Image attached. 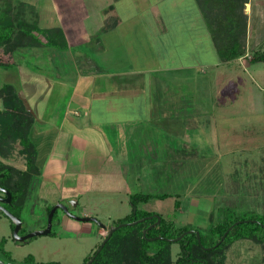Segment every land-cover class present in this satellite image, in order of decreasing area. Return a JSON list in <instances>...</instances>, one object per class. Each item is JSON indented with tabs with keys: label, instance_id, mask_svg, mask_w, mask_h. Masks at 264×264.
<instances>
[{
	"label": "rangeland",
	"instance_id": "374dc122",
	"mask_svg": "<svg viewBox=\"0 0 264 264\" xmlns=\"http://www.w3.org/2000/svg\"><path fill=\"white\" fill-rule=\"evenodd\" d=\"M8 1L20 5L22 18L39 27L61 25L70 46L68 52L46 46L14 52L0 48V87L11 84L18 89L20 85L28 95L31 91L25 89V81H38L40 74L75 85L78 74L90 71L146 81L132 80L140 86L134 100L133 95L127 99L123 94L101 100L105 83L99 79L80 85L71 107L81 111L72 114L88 115L83 118L89 125L70 138L55 137L56 117L69 91L64 89L57 97L54 89L50 94L48 109H52L46 113L51 118L35 120L29 133L40 174L35 175L30 191L27 187L22 194L17 213L26 232L41 229L47 207L55 202L66 204L73 215L96 222L71 219L58 211L51 233L18 242L10 235L8 217L0 213V237L6 238L9 251L1 255L4 261L79 264L100 245L108 227L135 209L157 214L176 229L201 233L224 216L264 213V62L244 65L241 61L264 48V0L245 3L247 54L222 68L212 65L218 57L194 0ZM108 14L118 16L119 23L115 30L102 33L98 29ZM29 70L34 74H28ZM231 74L233 82H229ZM218 80L234 86L230 96L226 87L217 86ZM162 92L167 97L161 114L167 118L153 108ZM53 101L59 102L58 107H51ZM84 105L90 107L88 114L79 108ZM147 112L149 120L144 117ZM120 115L138 120L143 130L125 122L126 137L119 143L114 128L103 129L113 151L101 136L96 151H88L87 137L97 135L91 122L108 123ZM76 120L71 116L68 123ZM18 148L16 144L13 153L0 160L23 170L25 159ZM170 191L163 199L135 200L131 205L132 196ZM171 251L175 259L177 242H171ZM224 264H264V246L250 239L236 240L225 250Z\"/></svg>",
	"mask_w": 264,
	"mask_h": 264
},
{
	"label": "trees",
	"instance_id": "16d2710c",
	"mask_svg": "<svg viewBox=\"0 0 264 264\" xmlns=\"http://www.w3.org/2000/svg\"><path fill=\"white\" fill-rule=\"evenodd\" d=\"M247 1L194 0L201 11L220 63L227 64L246 53L247 15L243 9ZM108 8L113 10V5H109ZM21 13L20 5L15 6L8 0H0V48L10 52L22 47L46 46L56 50L66 49V39L59 26L39 27L36 22L23 19ZM110 15L108 14L105 19L106 23L101 27L102 31L114 25L116 16L110 17ZM249 62H264V48L254 51L249 57ZM0 102V157L8 158L18 144L17 152L25 159L23 170L0 160V185L6 186L11 196L12 208H17L16 212H18L23 204L24 192L27 187L30 191L35 175L40 174L37 151L29 139L34 118L11 84H3L0 87ZM167 196H169L167 193L139 195L132 196L130 201L131 205H134L135 200L146 202L151 198L163 199ZM50 208L51 206L47 207V212ZM147 216L150 218L114 230L97 253L99 245L79 264H85L92 257L90 264H224L225 250L236 240L250 239L264 246V213L244 215L240 218L224 216L220 221L211 223L204 233L193 229L198 231L199 241L195 232L186 233L188 231L186 227L176 229L170 221L161 216L159 222L155 223L156 217L149 211L137 213L135 209L117 219L114 226ZM54 217L56 213L53 214L52 221ZM12 225L13 223L10 227ZM148 225L152 226L148 228ZM224 233L223 239L215 245ZM179 235H182L181 238L175 241L179 244V253L173 259L172 241L169 239ZM29 240L31 239L27 241ZM5 243L6 238L0 237L2 261L4 260L1 255L9 254L5 249Z\"/></svg>",
	"mask_w": 264,
	"mask_h": 264
},
{
	"label": "crops",
	"instance_id": "0c3cea01",
	"mask_svg": "<svg viewBox=\"0 0 264 264\" xmlns=\"http://www.w3.org/2000/svg\"><path fill=\"white\" fill-rule=\"evenodd\" d=\"M199 12L201 14L200 9H199ZM244 13L248 14V13L245 12V9H244ZM119 19L120 18L118 16H116V21L114 22V25L110 29H107L106 31H102L101 27L104 24V21H105V19H104L103 23L100 24L101 26L99 27L98 30H101L102 33L107 32V31H111V30H115L116 26H118ZM111 23H113V20H112ZM54 26H59L62 29L64 37L66 39V43H67V47H66V49H64V51L69 50L68 48L70 46V42L68 41V37H67L68 36V32L63 27H61V25H54ZM54 26H49V27H54ZM82 36H84V34H82ZM104 43H106V42H104ZM104 46H105V44H104ZM211 47L214 48L213 45H211ZM34 48H37V47H34ZM213 52H215V54H216L215 49H213ZM84 55H85V53H83V54H81L79 56L82 57ZM102 57L104 58V56H102ZM241 57H243V56H241ZM240 58H237V59H235V60H233L231 62L237 61ZM241 61H243L244 65H246L248 63H252V62H249V60H246V59L245 60L241 59ZM241 61H240V63H241ZM231 62H228L227 64H229ZM222 64H224V63H220L219 60L216 59V61L213 62L212 65H215V66H218V67L222 68L223 67ZM227 64H224V65H227ZM85 65H87V64H85ZM29 73H31L32 75L34 74V72L31 71V70L28 71V74ZM105 73H107V74H105ZM105 73H104V71L101 72V73L100 72L96 73L94 71H90L88 73L84 72V73H82V75L78 74L77 77L75 78L76 79L75 85L74 84L71 85L70 82L67 84V82L63 81V79L59 78L58 76L53 77V76H49V74H40L39 78H38V81H36L34 78H33V80L31 79L32 81H29V80L25 81V83H24L25 89H28V90L31 91L28 95L26 93H24L23 90H21L20 85L17 86L18 89H16V90H17V94L20 97V99L22 100L23 104L29 110V112L32 114V116L34 118V122H35V120L43 119V117H45L46 115H47L48 119L51 118V115L47 114L46 112L50 113L48 110L52 109V108L48 109V107H49V104H48L49 103V99L48 98H49L50 94L54 91V89L56 91L55 92V96H57V97L59 96V94H61L62 90L65 89V91H67V92L69 91L67 93L66 102H63L61 104V108H60L61 109V113H59L58 114L59 116L56 117L58 122H57V124H55V126H56L55 137H57L59 139L60 136L66 135L68 138H70L72 136L74 137L77 133L80 135V132H78L80 127L85 126V125H89V124H85L86 121L83 118V116L87 117L88 115H80V113L78 112L79 114H75L78 117L77 118V117H75L72 114V112L81 111V110H79V109H77L75 107H71V99H73L72 97H74L73 95L75 94V90L77 91L78 87H80V85L86 84V86H88L90 84V82H92V80L99 79L100 82L105 83L104 86L100 89V93L102 95V97H100L101 100L103 99V96L104 97H111L110 94H113V96L114 95H118V94H123V95H125V98H127V99H129L130 97L132 98V95H133L132 99L134 100V97L136 96V93L138 91L137 88H140V86L139 85L137 86V84L133 83L132 80L135 79V80L139 81L142 78H138L137 79L135 77H127V74L119 76L118 74H112V72H105ZM182 73H183V76H184V70L183 69H182ZM53 78H56L55 81L52 80ZM122 79H124L126 81H129L128 85H122L121 81H119V80H122ZM51 80H52V82H54V84L51 82ZM142 80H144V79H142ZM144 81H146V80H144ZM217 82H218L217 86H221V88H223V89H224V87L227 88V91H225V93H228L229 94L228 96H230V94L232 92L231 89L234 86H230L229 87V85L224 83L223 80H218ZM229 82H233L232 74L229 77ZM19 83H20V81H19ZM222 86H224V87H222ZM159 89L161 90L160 87H159ZM177 95H178L177 93L175 95L173 94V97H175ZM80 97H84V93L83 94L80 93ZM166 97H167V95L164 92H162L161 97L160 98H156L157 101L153 104L154 105L153 108L157 107V112H158L159 115H162L161 113L163 112V104L165 103L163 101V99L166 98ZM82 103L84 104V101H82ZM53 105H57V107H58L59 102L57 103V101L56 102L53 101V104L51 105V107H53ZM89 105H87V107H86V105L79 107L80 109H82L83 114L84 113H86V114L89 113V111H90ZM147 108H149V106ZM146 114H145L146 116H144V117L149 120L150 115H148V112ZM70 115L77 119L76 123H74L73 121H72V123L70 121L68 123V120H70V118H71ZM80 116H81V118H79ZM127 116L126 115L125 116L124 115H120L119 117L116 118V120L114 119L115 122L114 121H109L107 123V122H103L102 119H100V120H98L96 122H91L90 127H91V129L93 131H95L97 133V135L95 136V135L90 134L91 138L89 136L87 137L86 143H87L88 151H94L95 152L96 148H98V145H101L100 142H99V136H101L102 142H104L105 145L108 146L107 148H109L110 151H113V148L110 147V143H109V141L107 140V138L104 135L105 133L103 132V129L105 130L106 128H114V131H116L115 135L118 136V142L121 143V141L126 137L125 122H128L127 125H129V126L135 125L133 129H135L137 127H139V128L141 127V123H138L139 122L138 120H137V122H134L132 120V118L126 119ZM140 116H142V115H140ZM162 116H164V118L168 117L167 115L166 116L162 115ZM43 121H44V123H46L50 127V125L46 122V120H43ZM34 122H33V125H34ZM120 124L122 126H120ZM67 128H68V131H66ZM140 130H143L142 127L140 128ZM147 130H148V128H147ZM136 131L138 132V130H136ZM132 134L136 135L135 133H132ZM57 138H56V142H57ZM183 139L180 140V142H179L180 144L184 143ZM72 141H74V140L71 139V142ZM166 143H168V142H166ZM123 158L121 159L122 161H123ZM92 159L93 158H91L90 160H92ZM121 160H120V162H121ZM123 164H125V163H123ZM122 166H124V165H122ZM167 194L171 195V191L168 192Z\"/></svg>",
	"mask_w": 264,
	"mask_h": 264
},
{
	"label": "water",
	"instance_id": "95a60500",
	"mask_svg": "<svg viewBox=\"0 0 264 264\" xmlns=\"http://www.w3.org/2000/svg\"><path fill=\"white\" fill-rule=\"evenodd\" d=\"M1 176V174H0ZM6 194V198L4 199L5 202H8L9 199H10V193L7 191V190H3ZM57 208H62L66 213H68V216L71 217V218H74L76 220H79V221H85V220H89V217H79V216H76V215H73L71 214L69 211L67 212L66 210V207L63 205V204H55L54 206L51 207V209L49 210L48 212V215H47V219H46V225L44 228L42 229H38V230H34V231H30L28 232L27 234H24V235H19L18 234V231L20 229V225H21V221L18 217L12 215L11 213H9L7 210L3 209V212L4 214L7 215L8 218H10V220L14 223V228H13V239L16 240V241H19V242H23L25 241L26 239L30 238V237H33V236H36V235H44V234H48L50 231H51V219H52V215L54 213V211L57 209ZM153 216L156 217V221L155 223H158L159 220H160V217L157 215V214H153ZM145 218H150V216H147V217H144V218H140V219H137L135 221H132V222H128V223H120L118 225H115V226H111L109 227V230H108V233H107V236L104 237L103 241L100 243L99 245V248L97 249L96 253L101 249V247L103 246L104 242L107 240V238L111 235V233L118 229L119 227L121 226H125L127 224H135V223H138V222H141L143 221ZM90 220L94 221V218H90ZM236 223V222H235ZM102 227H104L103 225H101ZM152 226V225H149L148 228ZM145 231V230H144ZM144 231H143V234H144ZM187 232H195L196 234V237H197V240L199 241V233L198 231H195V230H188L186 231ZM185 233V232H184ZM182 233V235L184 234ZM182 235H179L178 237H175V238H171L169 240L171 241H176V240H179L181 238ZM225 233L221 236V238L219 239V241H217L215 243V245H217L224 237ZM214 245V246H215ZM207 249V248H205ZM93 257L90 258L85 264H90L91 261H92ZM0 264H20V263H13V262H4L0 259Z\"/></svg>",
	"mask_w": 264,
	"mask_h": 264
},
{
	"label": "flooded vegetation",
	"instance_id": "af4514ba",
	"mask_svg": "<svg viewBox=\"0 0 264 264\" xmlns=\"http://www.w3.org/2000/svg\"><path fill=\"white\" fill-rule=\"evenodd\" d=\"M6 190V186H4V185H0V213L1 214H3V215H5L6 217H7V215L6 214H4V212H3V209H5V210H7L9 213H11L12 215H14V216H16V217H18L19 219H20V221H21V225H20V229H19V231H18V234H20L19 232L21 231V234L20 235H24V234H27L28 233V231L26 232L25 230H24V228H23V222H22V218L20 217V215L16 212L17 211V208H12V205H11V196H10V199H9V201L8 202H5L4 201V199L6 198V194H5V192L3 191V190ZM63 204L65 207H66V210H67V212L69 211V209H68V206H66V204H64V203H60V202H55V203H53L52 205H51V207L52 206H54L55 204ZM51 209V208H50ZM58 211H60L62 214H64V215H66V216H68V213H66L62 208H57L55 211H54V213H56L57 214V212ZM70 212V211H69ZM53 213V214H54ZM71 213V212H70ZM47 215H48V212H47V214H46V219H47ZM53 216V215H52ZM69 217V216H68ZM82 217H85V216H82ZM71 218V217H70ZM9 219V221H10V224L11 223H13L11 220H10V218H8ZM71 219H74V218H71ZM76 220V219H75ZM90 220V219H89ZM56 221H58V220H56ZM95 222H96V220H94ZM45 225H46V220H45ZM45 225L43 226V227H41V229L42 228H44L45 227ZM51 226H52V219H51ZM101 226V225H100ZM13 228H14V223H13V225H12V227H10V231H11V236H12V238H13V234H12V232H13ZM101 228H104V227H102L101 226ZM108 229H109V227H108ZM107 229V230H108ZM31 238V237H30ZM30 238H28V239H30ZM28 239H26L25 241H23V242H27V240Z\"/></svg>",
	"mask_w": 264,
	"mask_h": 264
}]
</instances>
